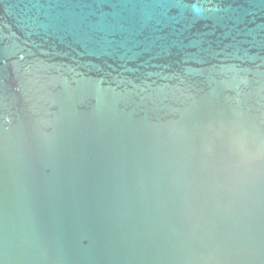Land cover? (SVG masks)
<instances>
[{
	"label": "water",
	"instance_id": "1",
	"mask_svg": "<svg viewBox=\"0 0 264 264\" xmlns=\"http://www.w3.org/2000/svg\"><path fill=\"white\" fill-rule=\"evenodd\" d=\"M0 264H264V0H0Z\"/></svg>",
	"mask_w": 264,
	"mask_h": 264
}]
</instances>
